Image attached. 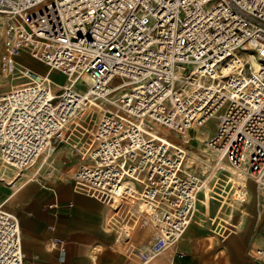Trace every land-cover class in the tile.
<instances>
[{
  "label": "built area",
  "instance_id": "obj_1",
  "mask_svg": "<svg viewBox=\"0 0 264 264\" xmlns=\"http://www.w3.org/2000/svg\"><path fill=\"white\" fill-rule=\"evenodd\" d=\"M0 30V73L25 80L0 93L2 166L22 173L77 135L74 191L111 207L109 226L122 215L125 235L153 231L128 258L150 264L198 213L204 183L168 131L188 142L216 120L206 148L264 189V0H0ZM21 52L67 83L18 68ZM21 240L0 205V264H23Z\"/></svg>",
  "mask_w": 264,
  "mask_h": 264
},
{
  "label": "crops",
  "instance_id": "obj_2",
  "mask_svg": "<svg viewBox=\"0 0 264 264\" xmlns=\"http://www.w3.org/2000/svg\"><path fill=\"white\" fill-rule=\"evenodd\" d=\"M29 61L36 65L39 62L24 53L21 64L30 69ZM38 66L42 69L36 73L50 75L47 66L43 63ZM72 136L62 143L67 144V140L78 142L77 135ZM62 149L64 147L56 149L52 158L53 151L51 158L53 161L59 158L61 167L72 161L74 166L71 172L61 173L58 169L60 175L41 180L43 184H28L33 175L27 176L24 181L18 179L12 183L16 173L0 164V185L12 183L0 189V205L19 218L21 246L25 254L23 264H138L126 256L125 250L132 244L142 246L150 241L153 237L151 227L138 225L127 236L120 225L123 224L129 233L128 223L125 225L117 219L122 218V215L114 217L113 225L109 226V219L114 213L112 208L73 189L70 177L78 161V152L67 156L61 154ZM224 175L226 182H230L234 188L236 181L231 173L227 171ZM244 183L250 191L248 199L233 209L232 213L236 215L233 223L223 219L229 225L226 228L231 232L229 236L206 228L207 225L215 226L216 215L222 207L215 210L210 193L204 195L201 192L196 222L190 225L180 241L167 248L150 264H264V253L256 255L254 252L264 248V229L258 230L256 227L254 231L250 230L252 224L257 223L255 212H264V199L261 198L264 193H252L258 187L250 177L245 176ZM260 200L263 203L260 204ZM53 203L55 207H48ZM137 213L145 216L138 210ZM52 238L64 241L62 252L50 245Z\"/></svg>",
  "mask_w": 264,
  "mask_h": 264
},
{
  "label": "rangeland",
  "instance_id": "obj_3",
  "mask_svg": "<svg viewBox=\"0 0 264 264\" xmlns=\"http://www.w3.org/2000/svg\"><path fill=\"white\" fill-rule=\"evenodd\" d=\"M0 44H1V30H0ZM21 61H22V58H21ZM41 64L42 63L37 62V65H36L34 62H30V61L28 63V65L31 67L30 70L33 73H36V71L38 69L39 70L42 69V67L38 66ZM17 75L18 74H16L15 77L10 76L9 79H7L6 76H4L3 74L0 73V82H1L0 93H3L5 91L9 90L10 87H12V86L22 84L25 81L21 78H17ZM50 76L53 78V81H55L56 83H59L61 85H65L67 83V78L58 72L50 71ZM77 88L79 90H83L84 84L79 82L77 85ZM95 117L96 116L94 115V118ZM215 124H216V120L210 119L203 126L193 128L191 130V133L190 134L188 133V135L186 136V141H188V142L182 141L183 140L182 136L174 133L173 131H168L167 136L169 135L170 137L173 138L174 141L179 142L181 144V147L184 149V151L186 150L185 151V158L183 160L184 168L187 171H192V172L196 173L201 178V180L204 183L203 188H202L203 193H204V195L206 193H210V195L212 196L210 201H213L215 203V210L220 208V206L222 207V208H220V211L216 215V217H217L215 220V226L216 227L213 224V225H207L206 228L208 229V231L210 230L211 232H213L214 229L221 232V233L224 232V236L227 237V236H229V234L231 232L229 229H226L227 227H229V225L225 224L223 219H226L229 222L233 223V219L236 218V215H235V213L234 214L232 213L233 209L231 206H229V203H231L230 193H232V191H233V185L230 182H226V178H225L224 174H226L227 171H229L231 173V175L233 174V172H235L238 175L240 173L236 172L234 169H230L229 167L217 166L218 161L215 158V155L206 148V146H205L206 139L214 131ZM84 126L86 127V125H84ZM87 129H88V126H87ZM164 132L166 133V131H164ZM78 136H80V135H78ZM72 137H76V136L73 135ZM79 140H80V138H78V142H79ZM68 142H71V143H68ZM78 142L73 141V140H67V144L62 143L60 145V147H57V150L64 147V149H62V151H61V154H63V155L66 154L67 156L74 155L72 153H74V151H75L74 149H75V147H77ZM179 143H177V144H179ZM67 149L70 152L67 151ZM192 152H197L199 154V156H198L199 158H197L196 160H194L193 158L191 159ZM54 154H55V150L52 154V158H53ZM52 158L50 156V158L47 160V162L38 161L36 163L37 165L35 164L34 167H32V169L26 170L22 173H18L16 175V179L12 180V183L18 179L20 181H24L27 176L33 175L31 178L32 180L28 184L39 183V182L43 184V182L41 180H43L45 178L52 179L53 177H55V175H57V176L60 175L57 173L58 169L61 173H64L65 171L71 172V170L74 166V163L72 161L66 163L65 164L66 166L62 165V167H61L59 158H55L54 161L52 160ZM61 158H63V156ZM186 161H187L188 166H190L189 168H186ZM222 162L227 164L224 161H222ZM23 174H26V175L22 176ZM246 176L250 177L249 175H246ZM250 178L253 179L252 177H250ZM243 179H245V178H243ZM12 183H10L7 186H11ZM206 183H207L208 187L205 188ZM7 186L6 185H0V189L2 190L3 188H5ZM257 187H258V185H257ZM259 191L264 193V189H261L260 187L254 188L252 190V193L255 194V193H258ZM261 198L264 199V195ZM261 203H263L262 200H260V204ZM254 216L257 220V223L256 224L253 223L250 230L252 229V231H254L255 229H257L256 227H258V230H260L262 228V224H263L262 221L264 219V212H255ZM143 217H146V216H143ZM231 229H234V228L231 227ZM217 231H216V233H217Z\"/></svg>",
  "mask_w": 264,
  "mask_h": 264
},
{
  "label": "bare ground",
  "instance_id": "obj_4",
  "mask_svg": "<svg viewBox=\"0 0 264 264\" xmlns=\"http://www.w3.org/2000/svg\"><path fill=\"white\" fill-rule=\"evenodd\" d=\"M23 52H21V53H18V54H16L15 55V59H16V62H17V66H18V68L20 67V66H24V65H22L21 64V58H22V56H23ZM26 67V66H25ZM28 68V67H27ZM29 69V68H28ZM16 74L17 73H15L14 75L12 74V75H4V76H6V77H10V76H16ZM36 74H38V73H36ZM38 75H40V74H38ZM40 76H43V77H46L47 79H49V80H53V78L49 75V76H45V75H40ZM17 78H19V75H17ZM23 84V83H22ZM18 85H20V84H18ZM58 85H60V86H63V85H61V84H59L58 83ZM165 133V132H164ZM189 134L191 133V131H189L188 132ZM166 135H167V133H166ZM188 135V134H187ZM186 135V136H187ZM170 140H172V141H174L173 140V138L172 137H170L169 135L167 136ZM62 142H64V141H60V140H57V141H55V143H54V145H53V148L48 152V153H46V154H51L54 150H56L57 149V147H58V145L60 144V143H62ZM174 142H176V143H179V142H177V141H174ZM180 144V143H179ZM181 145V144H180ZM186 151V150H185ZM45 154L43 155V157L41 158V160H40V162L42 161L43 162V160H44V158H45ZM191 159L193 158L194 160H196L197 158H199L198 156H199V154L197 153V152H192V154H191ZM188 159V158H187ZM188 161V160H187ZM187 161H186V168H189L190 166H188V164H187ZM217 166H219V167H229L227 164H225V163H223V162H218V164H217ZM230 169H233V168H231V167H229ZM236 171V170H235ZM15 173H16V171H14ZM237 172V171H236ZM239 173V172H238ZM15 175H17V173L15 174ZM245 174H242V173H240L239 175L238 174H236L235 172H233V174H232V177H233V179L236 181V183H235V186H234V188H233V191H232V193H230V199H231V207H232V209H235L236 207H238L242 202H244V201H246L247 199H248V197H249V194H250V191L245 187L246 185H245V183H244V179L243 178H245ZM248 177V176H247ZM234 182V181H233ZM206 187H208V185H207V183H206V185H205V188ZM233 202V203H232ZM2 207H4V205H1ZM241 207V206H240ZM5 208V207H4ZM141 214H143V215H145L146 216V214L145 213H151V210H150V208L149 207H147L145 204H141L140 205V207L139 208H136ZM18 218V217H17ZM18 220H19V218H18ZM190 227V225L188 226V228ZM188 228L185 230V232L183 233V235L181 236V238H180V240L182 239V237L184 236V234L186 233V231L188 230ZM179 240V241H180Z\"/></svg>",
  "mask_w": 264,
  "mask_h": 264
}]
</instances>
